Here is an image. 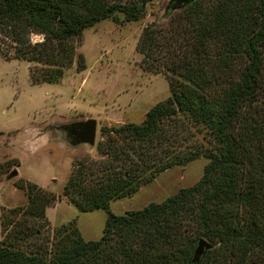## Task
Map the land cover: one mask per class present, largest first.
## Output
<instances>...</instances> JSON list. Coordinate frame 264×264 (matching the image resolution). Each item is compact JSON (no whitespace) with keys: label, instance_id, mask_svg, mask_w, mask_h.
<instances>
[{"label":"trees","instance_id":"trees-1","mask_svg":"<svg viewBox=\"0 0 264 264\" xmlns=\"http://www.w3.org/2000/svg\"><path fill=\"white\" fill-rule=\"evenodd\" d=\"M151 1L0 0V57L34 65L32 84L58 82L85 29L138 21ZM135 51L170 95L140 124L101 127L99 158L76 162L63 189L78 212L105 211L100 239L85 241L72 220L36 246L56 197L20 181L28 202L1 210L0 264H195L200 239L212 248L196 264H264V0H196L167 25L143 28ZM77 64L84 70L81 56ZM199 135L209 149L194 143ZM201 157L192 186L141 210L110 211Z\"/></svg>","mask_w":264,"mask_h":264},{"label":"rangeland","instance_id":"rangeland-1","mask_svg":"<svg viewBox=\"0 0 264 264\" xmlns=\"http://www.w3.org/2000/svg\"><path fill=\"white\" fill-rule=\"evenodd\" d=\"M171 1L149 2L144 17L138 21L116 24L106 19L85 29L76 44L74 63L52 84H32L29 68L34 65L0 57V214L3 208L27 205L26 193L18 186L20 181L54 194L55 203L46 209L50 232L39 236L36 246L45 236H53V229L72 220H76L85 241L100 239L105 211L78 212L63 196V189L76 162L87 156L99 158L95 145L101 140V127L140 124L153 106L170 95L163 74L147 72L140 66L141 56L135 46L143 28L165 26L182 9L171 10ZM117 16L122 19V15ZM31 40L37 42L41 37L32 36ZM79 56L84 70L78 67ZM37 69L39 71V67ZM87 119H94L97 124L93 147L85 144L73 147L62 142L51 148V152L43 149L52 146L40 141L43 134L52 139V143L58 142L56 139L61 142L62 126ZM194 141L202 143L204 149L211 146L202 135L196 136ZM206 163L201 157L162 172L132 196L112 201L110 211L123 215L150 203H160L179 189L195 184Z\"/></svg>","mask_w":264,"mask_h":264},{"label":"water","instance_id":"water-1","mask_svg":"<svg viewBox=\"0 0 264 264\" xmlns=\"http://www.w3.org/2000/svg\"><path fill=\"white\" fill-rule=\"evenodd\" d=\"M194 1L196 0H172L169 7L171 8V10H173ZM60 129L62 130V133L59 137L61 142L67 143L73 147L83 144L89 145L91 147L95 145L97 124L94 119L74 122L69 125H64ZM15 175L16 173L13 172V176ZM211 248L212 245L206 240H198L193 253L192 262L195 264L198 263L205 252L210 250Z\"/></svg>","mask_w":264,"mask_h":264},{"label":"crops","instance_id":"crops-1","mask_svg":"<svg viewBox=\"0 0 264 264\" xmlns=\"http://www.w3.org/2000/svg\"><path fill=\"white\" fill-rule=\"evenodd\" d=\"M55 138H57V137H55ZM55 138H54V139H55ZM39 139H40V141L43 142L44 145H52V146H49V147H43V149H45V150H47V151L50 149V152H51V150H52L51 148H55V147H54L55 145H58L59 143H62V142H59L58 139H56V140L58 141V142H56L57 144H56V143H52V141H51L52 139H50L46 134H43ZM54 139H53V140H54ZM43 140H44V141H43ZM42 142H41V143H42ZM38 149H39V148H38ZM38 149H37V151H35L36 153L38 152ZM43 149L41 148V149H39V151H40V150H43ZM36 153H34V154H36Z\"/></svg>","mask_w":264,"mask_h":264}]
</instances>
